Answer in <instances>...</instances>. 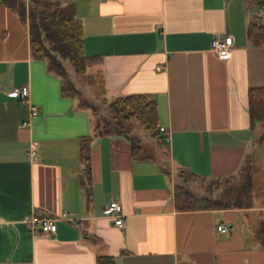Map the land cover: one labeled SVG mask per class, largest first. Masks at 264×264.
<instances>
[{
	"label": "crops",
	"instance_id": "crops-1",
	"mask_svg": "<svg viewBox=\"0 0 264 264\" xmlns=\"http://www.w3.org/2000/svg\"><path fill=\"white\" fill-rule=\"evenodd\" d=\"M40 1L81 19L85 51L97 56L81 74L100 83L101 98L152 93L170 139L156 138L150 153L154 137L145 134V153L135 155L126 136L95 135L94 111L64 93L31 48L28 20L0 0V264H96L99 255L116 264H264L255 175L251 200L234 207L181 210L174 198L181 171L194 172L191 185L203 191L236 180L254 160L264 185V123L251 129L248 111L249 88L264 86V46L247 35L263 8L248 0ZM227 33L233 46L221 58L211 42ZM23 84L38 111L26 126L29 105L10 93ZM32 140L37 160L27 154ZM112 200L122 204L123 226L110 216ZM33 212L56 216L57 230L33 231L25 221Z\"/></svg>",
	"mask_w": 264,
	"mask_h": 264
},
{
	"label": "trees",
	"instance_id": "trees-1",
	"mask_svg": "<svg viewBox=\"0 0 264 264\" xmlns=\"http://www.w3.org/2000/svg\"><path fill=\"white\" fill-rule=\"evenodd\" d=\"M1 1L15 9L23 20H28L31 48L36 55L46 59L50 71L61 77L64 93L78 96L85 107L94 111L98 117L94 127L95 135L126 136L131 141L133 154L143 155L145 153L142 145L143 137L139 132L134 131L136 123L133 120L136 118L145 129V134L159 139L164 145L165 136L159 127L158 104L152 93H131L110 100L106 98L90 100L81 96L80 87L76 84L72 71L86 72L88 65L97 56L89 55L85 51L84 29L80 18L40 0ZM248 1L257 4V0ZM247 35L254 46H264V16L253 14L247 27ZM248 111L251 129H255L258 123H264V86L249 88ZM91 137L92 135L83 137L81 147L86 163L90 160ZM165 168L167 169V165ZM242 173L244 177L240 180ZM196 177L194 172L189 171L176 174L174 198L177 208L181 210L229 208L244 204V197L251 191L253 170L249 164L245 165L238 177L235 176L236 180H231V176L227 178L228 183H224L225 186L218 194L212 191H217L218 186L215 183H222L219 179L200 191L195 190L191 185V181ZM84 182L89 191L87 181ZM259 238L264 245V224L259 230ZM96 264H116L115 257L99 255Z\"/></svg>",
	"mask_w": 264,
	"mask_h": 264
},
{
	"label": "built area",
	"instance_id": "built-area-1",
	"mask_svg": "<svg viewBox=\"0 0 264 264\" xmlns=\"http://www.w3.org/2000/svg\"><path fill=\"white\" fill-rule=\"evenodd\" d=\"M260 16H264V9L258 13ZM233 36L232 34H225L223 37H215L212 39L211 46L217 52L221 58H227L230 54V50L233 46ZM161 66H158L160 69ZM10 93L15 96H19L25 102L28 103L30 114L29 117L22 121L20 126H26L31 123L32 119L37 115L38 111L34 104H31L28 101L30 86L28 84H23L19 86H13L10 90ZM160 130L166 132L167 128L165 126L159 125ZM165 139L169 140L170 135L166 132ZM28 157L31 160H37L39 157L38 142L32 140L27 149ZM108 211L110 216L113 218V221L118 226L124 225V213L122 211V204L118 200H112L108 204ZM25 221L30 224V227L33 231L37 232V228L40 229V233L43 234H53L57 230V217L49 215L48 213H31L25 217ZM229 228L228 224L220 223L217 225V229L220 232H225Z\"/></svg>",
	"mask_w": 264,
	"mask_h": 264
},
{
	"label": "rangeland",
	"instance_id": "rangeland-1",
	"mask_svg": "<svg viewBox=\"0 0 264 264\" xmlns=\"http://www.w3.org/2000/svg\"><path fill=\"white\" fill-rule=\"evenodd\" d=\"M254 9H260L257 6L256 3H254ZM256 14H258V13H256ZM72 74H73L72 76L74 77V80H75L76 84L79 85V87H80V91H81V94H82L81 96L82 97L88 98L90 100H93V99L97 100V99L101 98L102 91H101L100 83L98 81L93 80V77H91L89 74L82 75L81 73H76L74 71H72ZM81 101H82V99L80 98V102ZM103 112L104 111H102V113ZM133 121L136 123L135 126H134V131L135 132H139L142 135L143 139H144L145 132H146L145 129L143 128V126L139 123V121L136 118ZM151 139H153L152 140L153 142L149 141L145 145L146 151H148L150 153H151V151H154L152 149V147L153 148L154 147L157 148V146H156V144H157L156 138H151ZM158 148L162 149V150H160V154L165 158L166 162L168 163L167 154L165 153L167 151V147L166 146H162L161 144H159ZM257 161L258 160H254V163H252V165H251L250 161L247 162V164L252 166L253 175H255V181H256L254 187L252 188V197H253L255 203H264V185H262V183L259 181V179H260V177L262 175V166H261V163L259 161L258 162ZM243 177H244V174L242 173V176H241L240 180H242ZM198 184L201 185V183H199V182H198ZM215 185L218 186V188H217L218 191H216L217 194L225 186L223 182L221 184H216L215 183ZM206 187L207 186L204 185L202 187V190L206 189ZM244 200H245L244 202L247 203L248 200H251V199H250L249 195H247V196L244 197Z\"/></svg>",
	"mask_w": 264,
	"mask_h": 264
},
{
	"label": "water",
	"instance_id": "water-1",
	"mask_svg": "<svg viewBox=\"0 0 264 264\" xmlns=\"http://www.w3.org/2000/svg\"><path fill=\"white\" fill-rule=\"evenodd\" d=\"M257 4L264 9V0H257Z\"/></svg>",
	"mask_w": 264,
	"mask_h": 264
}]
</instances>
